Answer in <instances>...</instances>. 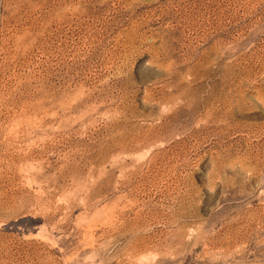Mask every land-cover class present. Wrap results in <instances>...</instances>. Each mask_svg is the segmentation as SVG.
<instances>
[{"label": "rangeland", "instance_id": "rangeland-1", "mask_svg": "<svg viewBox=\"0 0 264 264\" xmlns=\"http://www.w3.org/2000/svg\"><path fill=\"white\" fill-rule=\"evenodd\" d=\"M0 264H264V0H0Z\"/></svg>", "mask_w": 264, "mask_h": 264}]
</instances>
